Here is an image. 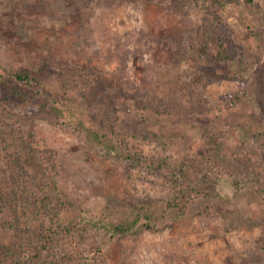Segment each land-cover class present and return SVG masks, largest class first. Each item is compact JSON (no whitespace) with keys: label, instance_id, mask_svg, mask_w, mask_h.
Segmentation results:
<instances>
[{"label":"rangeland","instance_id":"1","mask_svg":"<svg viewBox=\"0 0 264 264\" xmlns=\"http://www.w3.org/2000/svg\"><path fill=\"white\" fill-rule=\"evenodd\" d=\"M84 2L0 0V72L50 59L43 84L17 100L19 125L53 148L59 181L87 214L104 223L157 204L141 219L149 227L109 240L106 259L264 264V0ZM118 44L131 50L123 70ZM141 57L155 62L152 82ZM175 191L194 202L169 208Z\"/></svg>","mask_w":264,"mask_h":264},{"label":"trees","instance_id":"2","mask_svg":"<svg viewBox=\"0 0 264 264\" xmlns=\"http://www.w3.org/2000/svg\"><path fill=\"white\" fill-rule=\"evenodd\" d=\"M92 1L85 0L84 3ZM98 2L102 3V0ZM113 2L116 0L111 4ZM68 14L65 11L62 14L67 21L70 19ZM128 48L118 44L113 50L120 58L122 70L128 66L131 53ZM220 51L227 52L223 43ZM141 60L145 78L152 82L155 62L143 57ZM51 66L50 59H45L36 72L30 68L7 66L0 72V87L7 92L0 96V230L8 228L11 232L9 241L0 239V264H110L104 255L105 245L111 238L127 234L139 225L149 227V223H142L141 219H151L157 204H136L130 215L126 211L113 212L102 223L101 219L87 214L83 204L64 188L58 178L60 172L53 148L43 149L36 137L23 133L16 105L19 96L26 97V90L32 91L33 86L38 89L43 84L44 71ZM140 88L137 92L149 91V88ZM118 90L122 93H116L117 96L125 95L122 86ZM68 92L64 90L63 97H69ZM131 96L136 98L134 94ZM53 107L58 113L63 111L55 104ZM89 133L102 147L129 158L118 143L104 139L106 134L96 130H89ZM189 198L188 193L175 191L168 206H188L189 202H194ZM6 210L10 212L9 219L4 217Z\"/></svg>","mask_w":264,"mask_h":264}]
</instances>
